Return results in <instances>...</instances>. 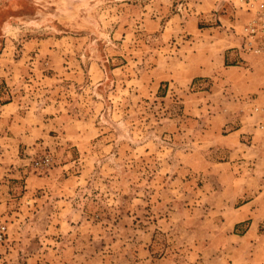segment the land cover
<instances>
[{
  "label": "rangeland",
  "instance_id": "374dc122",
  "mask_svg": "<svg viewBox=\"0 0 264 264\" xmlns=\"http://www.w3.org/2000/svg\"><path fill=\"white\" fill-rule=\"evenodd\" d=\"M261 1L0 0V264H264Z\"/></svg>",
  "mask_w": 264,
  "mask_h": 264
},
{
  "label": "crops",
  "instance_id": "0c3cea01",
  "mask_svg": "<svg viewBox=\"0 0 264 264\" xmlns=\"http://www.w3.org/2000/svg\"><path fill=\"white\" fill-rule=\"evenodd\" d=\"M243 132L249 133L252 131H245L241 129V127L238 129V140L241 143L240 145H245L247 149L243 156L244 159L241 160V166H244L246 169H248V172H251V174L252 172L256 173L255 176L251 175V177L257 180V184L253 189L249 187L243 189V197L249 199L243 201V203L237 208L239 213L237 223L248 219V227L251 228L254 233V229L264 228V157L262 156L263 151L256 144L246 141L247 136L243 135ZM243 178L245 180L250 179L249 176H244ZM248 231L249 230H247V232ZM255 235L256 234H254V237ZM255 238L256 240L253 242V244L256 243L257 245H261V250L264 252V232L257 235ZM258 238L260 239V243L258 242Z\"/></svg>",
  "mask_w": 264,
  "mask_h": 264
},
{
  "label": "built area",
  "instance_id": "2783aa9c",
  "mask_svg": "<svg viewBox=\"0 0 264 264\" xmlns=\"http://www.w3.org/2000/svg\"><path fill=\"white\" fill-rule=\"evenodd\" d=\"M244 36L255 52L264 55V1L259 3L256 15L245 25ZM257 129L260 130L262 145H264V91L263 99L255 106Z\"/></svg>",
  "mask_w": 264,
  "mask_h": 264
}]
</instances>
